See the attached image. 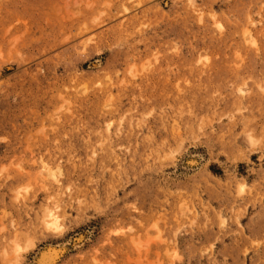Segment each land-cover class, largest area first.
I'll list each match as a JSON object with an SVG mask.
<instances>
[{
    "label": "rangeland",
    "instance_id": "rangeland-1",
    "mask_svg": "<svg viewBox=\"0 0 264 264\" xmlns=\"http://www.w3.org/2000/svg\"><path fill=\"white\" fill-rule=\"evenodd\" d=\"M50 246L264 264V0H0V264Z\"/></svg>",
    "mask_w": 264,
    "mask_h": 264
},
{
    "label": "bare ground",
    "instance_id": "bare-ground-1",
    "mask_svg": "<svg viewBox=\"0 0 264 264\" xmlns=\"http://www.w3.org/2000/svg\"><path fill=\"white\" fill-rule=\"evenodd\" d=\"M87 17V16H86ZM97 23V22H96ZM163 30V29H162ZM161 32V31H160ZM248 33V32H247ZM243 34V33H242ZM244 34H246V33H244ZM251 38V37H250ZM253 39V38H252ZM248 40H250V39H248ZM182 42V41H181ZM203 58V57H202ZM200 62V61H199ZM192 158V157H191ZM195 158V157H194ZM194 158H193V160H192V162L191 163H195V162H197V161H194ZM189 162V163H190ZM199 162V161H198ZM197 162V163H198ZM190 163V164H191ZM190 166V165H189ZM49 200V199H48ZM44 215V214H43ZM45 218L48 220L45 224H47V226L48 227H50V228H52V229H54V230H57V229H59V226H58V218L52 213V212H50L49 211V213H47L46 215H45ZM61 219V218H60ZM46 221V220H45ZM44 220H43V222H45ZM38 228V227H37ZM31 232V231H30ZM123 232V231H122ZM21 234V233H20ZM16 238V237H15ZM84 240V239H83ZM81 241V240H80ZM133 243V242H132ZM136 243V242H135ZM81 244V243H80ZM138 244V243H137ZM74 245V244H73ZM31 246H32V244H31ZM137 247V246H136ZM53 248H55V247H53ZM62 250V249H61ZM11 255V254H10ZM59 255H60V252L59 251H57L56 249H51V246H50V249H45V250H43L40 254H39V256H38V258H36L37 259V261H36V264H56L57 263V261H58V258H59ZM62 255V254H61ZM60 255V256H61ZM11 257V256H10ZM7 259V258H6ZM61 260V259H60ZM34 261H35V259H34ZM35 263V262H34Z\"/></svg>",
    "mask_w": 264,
    "mask_h": 264
}]
</instances>
